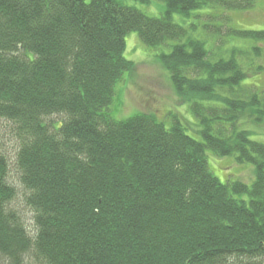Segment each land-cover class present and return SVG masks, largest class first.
Instances as JSON below:
<instances>
[{"label":"trees","instance_id":"obj_1","mask_svg":"<svg viewBox=\"0 0 264 264\" xmlns=\"http://www.w3.org/2000/svg\"><path fill=\"white\" fill-rule=\"evenodd\" d=\"M159 1L154 18L124 0H0V121L18 145L11 163L0 129V264H264V89L248 84L264 31L230 18L255 0ZM176 14L203 22L212 52ZM133 32L168 50L201 140L111 117ZM208 152L253 164V185L222 183Z\"/></svg>","mask_w":264,"mask_h":264},{"label":"rangeland","instance_id":"obj_2","mask_svg":"<svg viewBox=\"0 0 264 264\" xmlns=\"http://www.w3.org/2000/svg\"><path fill=\"white\" fill-rule=\"evenodd\" d=\"M124 3L154 18L162 17L167 10L165 3L159 0H151L149 4H140L134 0H124ZM230 18L232 20L231 25L234 28L264 31V0H255L254 7L247 11L232 12ZM173 21L183 26L190 36L205 41L207 49L212 52L216 38H210L212 36L204 30L203 22L193 16L185 18L179 14L173 16ZM226 32L227 30L223 28L221 32L223 38L226 37ZM233 45L246 46V44L239 41ZM228 46L222 49L226 48L228 50L230 48ZM219 47H222L221 43H219ZM219 47L216 46L213 51L217 50L218 53ZM261 48L264 49V45H261ZM167 52L168 50L165 47L159 49L147 48L135 32L126 36L124 57L128 61L134 62L135 68L132 72H127L122 81L116 85L113 103L108 112L116 121H123L143 113L152 114L167 129H170L176 123H180L189 136L201 140V137L197 135L200 130L198 121L191 112L189 103L182 102L177 96L169 72L159 61V57ZM255 64L256 66H264V58L257 59ZM248 84H254L260 89H264V68L260 73L251 72ZM55 121L58 122L59 118H56ZM0 129L4 133L3 148L12 163L18 150L16 139L10 134L11 128L7 122L0 121ZM252 130L258 133L260 139H264L262 131L253 128ZM252 139L257 141L256 137H252ZM207 156L211 171L222 183L228 181L232 183L241 182L251 187L255 182V167L253 164L240 165L234 156L218 158L211 152H208ZM14 182L17 183V179ZM19 207L25 212L26 219L31 220L30 214L25 211L22 205H19ZM28 223L31 227L30 221Z\"/></svg>","mask_w":264,"mask_h":264}]
</instances>
